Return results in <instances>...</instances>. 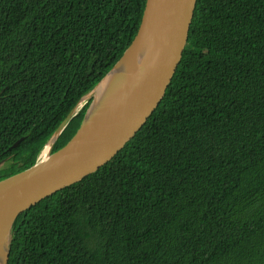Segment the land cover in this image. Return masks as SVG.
<instances>
[{"label":"trees","instance_id":"trees-1","mask_svg":"<svg viewBox=\"0 0 264 264\" xmlns=\"http://www.w3.org/2000/svg\"><path fill=\"white\" fill-rule=\"evenodd\" d=\"M147 1L0 0V181L38 162L132 45ZM10 247V264H264V0H198L148 123L22 213Z\"/></svg>","mask_w":264,"mask_h":264},{"label":"water","instance_id":"water-1","mask_svg":"<svg viewBox=\"0 0 264 264\" xmlns=\"http://www.w3.org/2000/svg\"><path fill=\"white\" fill-rule=\"evenodd\" d=\"M197 1L148 0L136 39L46 145L45 149L51 145L49 156L44 157L43 151L34 166L0 181V264H10L11 234L22 213L97 173L126 148L154 115L182 60ZM104 85L108 86L107 115L98 126L87 129L95 93ZM91 99L94 101L78 134L53 152L70 120ZM5 164L6 160L0 162V169Z\"/></svg>","mask_w":264,"mask_h":264},{"label":"bare ground","instance_id":"bare-ground-1","mask_svg":"<svg viewBox=\"0 0 264 264\" xmlns=\"http://www.w3.org/2000/svg\"><path fill=\"white\" fill-rule=\"evenodd\" d=\"M197 7V6H196ZM107 89L108 86L104 85L101 86L95 93L96 96V102L93 106V109L91 110L90 116L88 118V121L86 123V128H94L98 126L103 120L104 117H106L108 112V106H107ZM51 152V145H49L44 150V157H48Z\"/></svg>","mask_w":264,"mask_h":264}]
</instances>
